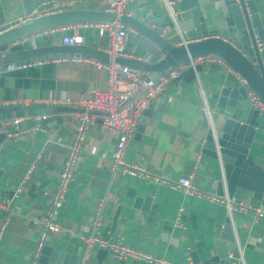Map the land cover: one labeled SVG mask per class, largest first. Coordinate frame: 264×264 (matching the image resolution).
Listing matches in <instances>:
<instances>
[{
  "label": "crops",
  "instance_id": "obj_1",
  "mask_svg": "<svg viewBox=\"0 0 264 264\" xmlns=\"http://www.w3.org/2000/svg\"><path fill=\"white\" fill-rule=\"evenodd\" d=\"M39 1L0 0V15L11 26ZM166 2L135 0L127 3L123 12L158 32L170 44L178 45L186 39ZM105 5V0L81 4L86 10H103ZM206 7L209 35L228 38L217 2L213 8ZM95 22L98 21L67 24L64 30L61 26L50 28L51 31L45 29L13 43L10 49L61 44L62 36L79 34L81 45L105 52L110 37L99 35ZM261 24L264 29V20ZM124 26L127 31L123 44L125 58L149 56L147 63L153 64L163 57L155 43ZM204 57L205 62L195 63L202 66L196 78L188 83L182 78L173 79L164 86L142 111L126 144L123 160L144 167L147 179L112 171L109 160L116 134L102 131L97 117L87 125L72 180L54 217L66 232H48L43 244L80 255L81 264H150L142 259L114 256L96 243L90 244L86 252L81 237L88 236L117 241L131 250L172 264H202L201 260L212 254L213 239L221 234L222 225L228 223L243 264H264V215L255 214L253 209H257V203L247 197L234 208L230 207L228 214L223 203L207 198L224 194L220 196L212 188L220 175L219 165L200 152L206 134L201 107L203 101L208 105L212 126L222 121L216 114L212 94L222 85L220 68L230 69L213 55ZM95 62L80 56L40 58L0 68V101L6 102L2 107L24 106L14 112L0 113V129H10L6 122L12 117H20V126L27 127L34 125L33 115L45 116L38 121L37 128L5 137L0 142V225L4 223L0 234V264L32 263L42 218L68 154L79 112L78 106L64 104L63 100L103 91L108 74L104 68H97ZM46 105L70 109L61 111ZM138 126L141 131H137ZM248 154L264 166L262 117L254 130ZM190 173L201 195L185 194L150 180L151 176L172 180ZM22 179L20 191L13 195ZM240 206L244 207L243 211ZM97 208H100L101 221L93 227L90 220ZM103 249L106 254L98 259L97 250ZM191 255L199 261L192 263Z\"/></svg>",
  "mask_w": 264,
  "mask_h": 264
},
{
  "label": "water",
  "instance_id": "obj_2",
  "mask_svg": "<svg viewBox=\"0 0 264 264\" xmlns=\"http://www.w3.org/2000/svg\"><path fill=\"white\" fill-rule=\"evenodd\" d=\"M177 25L186 40L184 45H172L155 30L146 27L134 18L123 13L119 22L126 25L155 43L163 52V57L153 64L140 59L118 57L114 59L120 65L140 69L148 77L186 64L198 56L213 55L220 58L230 69L220 68L222 85L216 94H212L217 108L216 114L222 118L213 130L206 128L201 154L208 156L219 165L220 175L213 182L215 193L226 195L234 208L241 200L249 197L257 203V210L264 215V166L256 163L248 154V147L260 115L247 99V88L254 92L264 103V0H167ZM217 2L223 16L228 38L211 36L205 21L207 5L213 8ZM259 8L262 12L259 13ZM112 12L86 10L75 0L72 8L36 17L8 26L0 15V68L15 66L39 60L40 58L86 57L97 62L108 63V54L81 44L46 45L27 49L11 50L13 43L21 42L28 36L62 25L90 21H111ZM261 44V45H260ZM263 46V47H261ZM202 66L194 64L182 70L174 80L182 78L190 82ZM55 110L68 111L64 106H44ZM226 108V109H225ZM24 106L0 107V113L14 112ZM202 114L203 111L201 110ZM203 124L206 127L203 116ZM137 131H141L138 126ZM5 136L0 132V142ZM189 171V170H188ZM188 173V172H186ZM223 195V196H224ZM222 196V197H223ZM228 223L221 227V234L213 239L211 255L202 264H236L238 251ZM98 259H102L106 250H97ZM81 256L41 244L33 252L32 264H81ZM192 263L197 256L191 255Z\"/></svg>",
  "mask_w": 264,
  "mask_h": 264
},
{
  "label": "built area",
  "instance_id": "obj_3",
  "mask_svg": "<svg viewBox=\"0 0 264 264\" xmlns=\"http://www.w3.org/2000/svg\"><path fill=\"white\" fill-rule=\"evenodd\" d=\"M80 4L88 3L91 0H76ZM135 0H105L106 5L103 8L106 12H112L115 18L111 21H98L94 25L97 27L99 35L107 34L110 37L109 47L105 50L108 54L109 61L104 64L95 62L97 68H104L107 71V84L103 91H95L89 97L79 96L75 100L64 99L63 103L78 106L79 112L76 115L75 131L68 148V154L61 166L57 175L56 186L53 189L49 206L42 218V228L39 232L36 249H38L43 240L46 238L48 232H66L54 217L63 204L64 195L68 185L72 180V170L76 159L82 152V141L84 130L88 124L93 122L94 118L99 119L101 130L104 132H112L116 134V141L114 142L111 157L109 160L110 168L114 172L120 174H127L130 176H137L140 178L148 177L144 167L129 164L123 160V152L125 150L128 140L132 137L137 123L140 120L142 111L153 101L163 90L164 86L171 80L175 79L178 74L186 69L188 66L193 67L194 64L206 61L204 56H198L189 60L186 64L179 65L176 68L168 70L164 73L157 74L154 77H148V73L135 68H130L114 62L115 58L126 57L123 52V44L127 39V31L123 24L119 22V16L122 15L125 5ZM75 0H41L37 2L27 12H24L17 20V23L31 20L36 17H41L47 14L60 12L72 8ZM167 7L168 2H166ZM67 25H62L61 30L66 29ZM52 29H50L51 31ZM81 35L71 34L61 37L62 45H72L81 43ZM187 40L182 39L181 45L186 44ZM264 44V43H263ZM179 45V44H178ZM261 45V44H260ZM263 47V46H261ZM143 62H148L149 56L140 59ZM219 63H222L220 58H217ZM247 99L251 106L256 109L260 117L264 118V103L254 92H247ZM6 105V102L0 101V107ZM201 110L205 118L206 128L213 130L211 112L206 103L202 104ZM33 126H20V117H12L6 122L10 126L8 128H1L0 132L5 137H13L19 134L28 133L38 127V121L45 118L44 115L32 116ZM150 180L155 183L166 184L168 188L181 191L189 195H201L197 187L193 183V174L190 173L185 176L177 177L176 179L166 180L161 177L151 176ZM24 182V179L14 189L13 195H16ZM211 201L221 202L225 205L229 214V200L226 196L223 197H207ZM181 208H179V211ZM243 211L244 207L240 206ZM256 215H262L258 210L253 209ZM101 221L100 208L93 212L90 224L96 227ZM4 223L0 225V234L3 230ZM81 240L87 248L90 244L96 243L99 247L105 248L109 253L118 257L128 256L130 258L142 259L150 264H172L167 260L152 257L143 254L137 250H131L117 241H106L98 236L81 237ZM238 251V263L243 264L239 255V248L235 242ZM32 264V263H31ZM190 264V263H187Z\"/></svg>",
  "mask_w": 264,
  "mask_h": 264
}]
</instances>
